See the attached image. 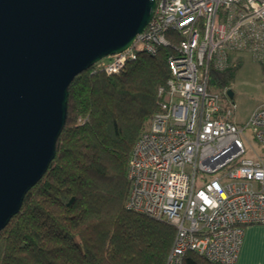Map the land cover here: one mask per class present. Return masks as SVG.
<instances>
[{
  "label": "built area",
  "instance_id": "obj_1",
  "mask_svg": "<svg viewBox=\"0 0 264 264\" xmlns=\"http://www.w3.org/2000/svg\"><path fill=\"white\" fill-rule=\"evenodd\" d=\"M162 47L170 49V76L131 150L126 207L174 226L166 264H185L189 251L236 264L245 227L264 223V156L251 154L245 135L249 128L264 148V102L241 126L229 87L213 83L211 72L229 68L239 52L264 67V0H157L130 47L92 68L117 74L141 50L157 55Z\"/></svg>",
  "mask_w": 264,
  "mask_h": 264
},
{
  "label": "trees",
  "instance_id": "obj_2",
  "mask_svg": "<svg viewBox=\"0 0 264 264\" xmlns=\"http://www.w3.org/2000/svg\"><path fill=\"white\" fill-rule=\"evenodd\" d=\"M169 52L141 50L117 74L91 67L73 79L56 155L0 231V264H166L174 226L126 200L130 153L158 109ZM236 67L213 69L212 82L230 86ZM185 264L217 263L189 251Z\"/></svg>",
  "mask_w": 264,
  "mask_h": 264
},
{
  "label": "water",
  "instance_id": "obj_3",
  "mask_svg": "<svg viewBox=\"0 0 264 264\" xmlns=\"http://www.w3.org/2000/svg\"><path fill=\"white\" fill-rule=\"evenodd\" d=\"M157 0H0V231L56 155L68 87L130 47ZM228 94L234 97L231 88Z\"/></svg>",
  "mask_w": 264,
  "mask_h": 264
},
{
  "label": "rangeland",
  "instance_id": "obj_4",
  "mask_svg": "<svg viewBox=\"0 0 264 264\" xmlns=\"http://www.w3.org/2000/svg\"><path fill=\"white\" fill-rule=\"evenodd\" d=\"M232 64H237L230 86L234 92L237 108L234 120L244 126L252 111L264 102V67L254 60L249 52L234 53ZM148 127V126H147ZM251 154L256 151L264 156V148L255 139L249 128L245 131Z\"/></svg>",
  "mask_w": 264,
  "mask_h": 264
},
{
  "label": "crops",
  "instance_id": "obj_5",
  "mask_svg": "<svg viewBox=\"0 0 264 264\" xmlns=\"http://www.w3.org/2000/svg\"><path fill=\"white\" fill-rule=\"evenodd\" d=\"M236 264H264V223L245 227Z\"/></svg>",
  "mask_w": 264,
  "mask_h": 264
}]
</instances>
